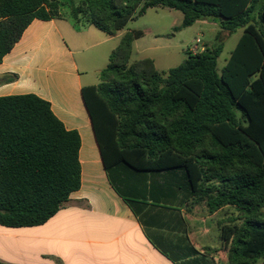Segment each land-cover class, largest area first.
<instances>
[{"label": "trees", "instance_id": "obj_1", "mask_svg": "<svg viewBox=\"0 0 264 264\" xmlns=\"http://www.w3.org/2000/svg\"><path fill=\"white\" fill-rule=\"evenodd\" d=\"M71 18L112 36L149 8L182 15L174 30L200 20L242 33L221 71L223 38L186 51L176 67L158 70L149 58L129 63L140 30L126 31L99 72L82 88L103 163L153 177L181 170L184 189L209 213L236 215L221 226L224 264L264 258V0H64ZM62 0H0V61L34 19L61 16ZM9 77L6 80H12ZM79 135L66 130L47 101L0 97V224L40 225L80 186ZM177 264H209L218 249H160ZM176 250V251H175ZM174 251L177 252V249ZM173 251V252H174ZM0 264H8L0 261Z\"/></svg>", "mask_w": 264, "mask_h": 264}, {"label": "crops", "instance_id": "obj_2", "mask_svg": "<svg viewBox=\"0 0 264 264\" xmlns=\"http://www.w3.org/2000/svg\"><path fill=\"white\" fill-rule=\"evenodd\" d=\"M62 2L58 19L32 20L0 61V97L33 94L49 103L66 130L78 133L80 186L43 224H0V261L177 264L160 249H173L179 258V249L193 248L218 249L206 259L209 264H224L226 252L220 250L224 248L219 234L221 226L236 215L234 208L224 206L209 213L184 189L181 170L161 171L146 179L130 169L113 170L114 184L133 200L132 206L113 187L82 88L99 83L98 74L123 34L138 29L126 25L115 35H106L92 25L76 23L67 2ZM179 19L182 15L176 17ZM142 33L133 42L132 53ZM143 58L151 59L158 69L153 57L138 56L136 60ZM9 77L13 79L6 80ZM254 264H264V258Z\"/></svg>", "mask_w": 264, "mask_h": 264}, {"label": "rangeland", "instance_id": "obj_3", "mask_svg": "<svg viewBox=\"0 0 264 264\" xmlns=\"http://www.w3.org/2000/svg\"><path fill=\"white\" fill-rule=\"evenodd\" d=\"M176 17L180 18L181 13L167 8H159L149 9L129 21L128 28L138 29L145 33L143 38L135 43L136 49L133 50L129 63L136 60L138 56H144L153 57L156 67L160 70L176 67L184 60L186 51H190L189 49L196 38L200 39V44L195 53L203 51L205 47L214 46L217 43V31L219 37L223 38V49L217 59L216 67L219 73L234 48L241 29L227 34L222 32L216 24L200 20L190 27L174 30L173 26H178L181 22L180 19L176 21ZM174 22L177 23L173 25Z\"/></svg>", "mask_w": 264, "mask_h": 264}, {"label": "built area", "instance_id": "obj_4", "mask_svg": "<svg viewBox=\"0 0 264 264\" xmlns=\"http://www.w3.org/2000/svg\"><path fill=\"white\" fill-rule=\"evenodd\" d=\"M199 44H200V39L196 38V39L194 40V43L192 44V46L190 47L189 50H190L192 53H195V52L197 51V49L199 48ZM200 49H202V48H200ZM199 52H201V51H199Z\"/></svg>", "mask_w": 264, "mask_h": 264}]
</instances>
